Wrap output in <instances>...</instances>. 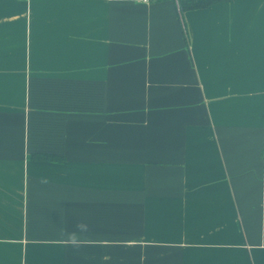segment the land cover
<instances>
[{
    "label": "crops",
    "instance_id": "0c3cea01",
    "mask_svg": "<svg viewBox=\"0 0 264 264\" xmlns=\"http://www.w3.org/2000/svg\"><path fill=\"white\" fill-rule=\"evenodd\" d=\"M0 264H264V0H0Z\"/></svg>",
    "mask_w": 264,
    "mask_h": 264
},
{
    "label": "trees",
    "instance_id": "16d2710c",
    "mask_svg": "<svg viewBox=\"0 0 264 264\" xmlns=\"http://www.w3.org/2000/svg\"><path fill=\"white\" fill-rule=\"evenodd\" d=\"M219 1H227V0H179V6L181 9V12H183L188 9L205 7V6H208L212 3L219 2ZM31 158L35 160H58L60 159L59 156H56L51 153H33L31 155Z\"/></svg>",
    "mask_w": 264,
    "mask_h": 264
},
{
    "label": "clouds",
    "instance_id": "9594fccd",
    "mask_svg": "<svg viewBox=\"0 0 264 264\" xmlns=\"http://www.w3.org/2000/svg\"><path fill=\"white\" fill-rule=\"evenodd\" d=\"M76 227H77L76 232L66 234L69 243L72 245H76L79 241V236L87 233V231H88L87 224H85L83 222L78 223Z\"/></svg>",
    "mask_w": 264,
    "mask_h": 264
},
{
    "label": "rangeland",
    "instance_id": "374dc122",
    "mask_svg": "<svg viewBox=\"0 0 264 264\" xmlns=\"http://www.w3.org/2000/svg\"><path fill=\"white\" fill-rule=\"evenodd\" d=\"M117 255H113V256H109V260L110 259H113L114 257H116ZM126 256V255H125ZM120 258H121V255H120ZM115 259V258H114ZM64 261V260H63Z\"/></svg>",
    "mask_w": 264,
    "mask_h": 264
},
{
    "label": "built area",
    "instance_id": "2783aa9c",
    "mask_svg": "<svg viewBox=\"0 0 264 264\" xmlns=\"http://www.w3.org/2000/svg\"><path fill=\"white\" fill-rule=\"evenodd\" d=\"M138 1H142V2H149L150 0H138Z\"/></svg>",
    "mask_w": 264,
    "mask_h": 264
}]
</instances>
